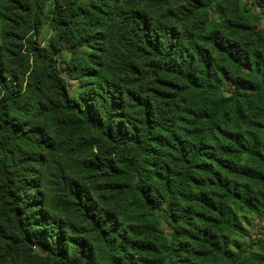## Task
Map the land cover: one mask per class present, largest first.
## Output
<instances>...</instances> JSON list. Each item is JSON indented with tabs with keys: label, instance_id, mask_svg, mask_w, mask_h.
<instances>
[{
	"label": "trees",
	"instance_id": "obj_1",
	"mask_svg": "<svg viewBox=\"0 0 264 264\" xmlns=\"http://www.w3.org/2000/svg\"><path fill=\"white\" fill-rule=\"evenodd\" d=\"M245 216L264 0H0V264H264Z\"/></svg>",
	"mask_w": 264,
	"mask_h": 264
},
{
	"label": "rangeland",
	"instance_id": "obj_2",
	"mask_svg": "<svg viewBox=\"0 0 264 264\" xmlns=\"http://www.w3.org/2000/svg\"><path fill=\"white\" fill-rule=\"evenodd\" d=\"M260 13V11H257ZM44 33H48L47 30L44 31ZM45 44V43H43ZM70 88H71V93L75 94L77 92V85L76 82H70ZM242 223L246 230L249 232L250 235H259L263 236L264 235V222L260 221L259 219H253L251 216H245V218H242ZM165 231L169 234L170 233V228L167 225H163Z\"/></svg>",
	"mask_w": 264,
	"mask_h": 264
}]
</instances>
